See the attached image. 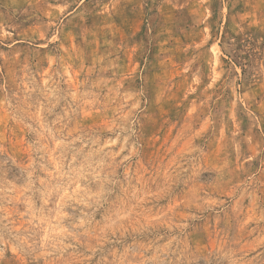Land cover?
<instances>
[{"label": "rangeland", "instance_id": "1", "mask_svg": "<svg viewBox=\"0 0 264 264\" xmlns=\"http://www.w3.org/2000/svg\"><path fill=\"white\" fill-rule=\"evenodd\" d=\"M0 264H264V0H0Z\"/></svg>", "mask_w": 264, "mask_h": 264}]
</instances>
